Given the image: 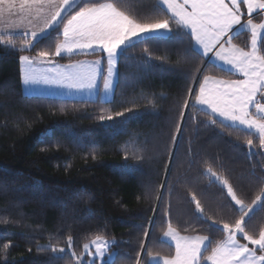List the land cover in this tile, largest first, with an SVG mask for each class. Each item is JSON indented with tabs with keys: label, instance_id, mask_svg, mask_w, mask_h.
<instances>
[{
	"label": "trees",
	"instance_id": "1",
	"mask_svg": "<svg viewBox=\"0 0 264 264\" xmlns=\"http://www.w3.org/2000/svg\"><path fill=\"white\" fill-rule=\"evenodd\" d=\"M89 2L79 0L65 15ZM99 2L115 3L141 22L171 16L159 0ZM60 25L37 39L35 49L25 48L29 36L0 37V264H76L85 243L98 237L114 240L115 256L95 264H163L151 257L174 256L175 247L164 239L169 226L182 235L209 236L212 246L223 242L227 234L212 221L231 222L237 211L208 169L232 184L238 198H254L264 192V148L259 134L228 122L213 125L209 112L192 103L188 89L198 91L196 69L203 61L187 31L172 20L168 35L127 44L111 101L26 95L19 57L54 49ZM233 41L249 48L250 34L241 31ZM206 62L215 66L208 75L239 78ZM116 112L125 115L99 119ZM193 194L211 220L197 212ZM261 228L264 205L249 217L252 233L258 236ZM69 236L73 252L57 254L47 246L68 247Z\"/></svg>",
	"mask_w": 264,
	"mask_h": 264
},
{
	"label": "snow or ice",
	"instance_id": "2",
	"mask_svg": "<svg viewBox=\"0 0 264 264\" xmlns=\"http://www.w3.org/2000/svg\"><path fill=\"white\" fill-rule=\"evenodd\" d=\"M16 2L17 0H0V15L5 11L10 16L16 15ZM162 3L171 13L168 19L141 22L111 2L92 0L78 10L65 15L71 0H20V12L28 6L30 14H32L31 9L34 8L37 19L44 16L43 24L38 31H25L26 37L30 35V39L25 41L26 49H35L34 42L37 38L57 22H61V31L57 37L61 42L56 43L54 49L19 57L22 65V83L25 86H47L76 92H91L98 86V79H104V89L108 91L111 88L110 78L114 74L118 49L141 34L170 30V21L175 20L178 26L188 30L190 44L194 41L202 50L203 62L196 69L202 80L198 81V91L188 89V94L194 96L192 103L209 110V114L206 115L213 125L224 128L226 127L224 122H230L258 133L259 146L264 148V103L256 99L258 92L264 98V50H262L264 46L260 45L261 33L257 30L264 29V24H254L251 19V15L257 10L264 12V0H180V2L162 0ZM245 15L249 18L242 23V17ZM237 26L251 29L250 48L240 47L232 42V33ZM97 50L106 54L107 78L103 76L100 59L68 64H60L56 59L58 57L63 59L65 56L70 58L81 53L95 54ZM208 58H215L219 63L230 66L239 74V78L216 79L208 75L207 72L215 68L206 62ZM192 79L196 78L192 77ZM189 106V101L185 100L184 107ZM252 108H255V112L251 111ZM124 115V112H116L115 117L102 115L99 119L112 121ZM179 115L183 120L184 111H180ZM180 131L181 126L177 122L176 132ZM247 144L251 147L253 140L249 138ZM208 171L217 180L221 179L212 172L211 168ZM222 183L237 211V218L231 222L221 224L218 220L212 221L227 234L226 240L212 246L209 236L189 238L179 235L169 226L164 236L170 237L175 242V255L164 258L163 264H264V228L259 230L258 236L249 229V217L255 212L256 207L264 205V192L254 198H251V194L238 198L232 184L227 180H223ZM160 199H163V194ZM245 199H250V203H245ZM191 200L195 203L197 212L211 220L195 194L191 196ZM169 215L170 212L165 211L164 216ZM143 235L147 238L148 231L146 230ZM241 240L244 242L242 243ZM94 243L96 249L92 254L94 256L92 264H95V258L104 257V247L107 244L102 239H97ZM68 244L71 247V236L68 237ZM90 247L89 244H85V251L87 252ZM141 248L147 252L145 243L141 244ZM52 251L55 252L56 249L53 248ZM60 251L63 252L64 249ZM209 251L210 254L206 255Z\"/></svg>",
	"mask_w": 264,
	"mask_h": 264
},
{
	"label": "crops",
	"instance_id": "3",
	"mask_svg": "<svg viewBox=\"0 0 264 264\" xmlns=\"http://www.w3.org/2000/svg\"><path fill=\"white\" fill-rule=\"evenodd\" d=\"M78 2H79V0H71V4H70V6L68 8V11H70ZM159 2H160V4L163 7H165L167 9V6L162 3V0H159ZM177 2H180V0H177ZM19 8H20V0H17V2H16V13L17 14L16 15H11L10 16L6 11L4 12L3 15H0V37L2 35H18V34L24 35L26 30H28L29 32L31 30H37L38 31L39 27L42 26L43 20H44V16H41L40 18L37 19L35 17V15H34V11H35L34 8L31 9V13L32 14H30L28 6H26V8H25V10L23 12H20ZM244 11L246 12V7H245ZM248 18L249 17H247V15L242 17V23L246 22V20ZM251 19H252L254 24H264V12H262L260 10H257V12H254L251 15ZM59 23L60 22H57L56 25H54L53 27L48 29L45 33L41 34L37 39H39V38L43 37L44 35H46L49 31H51ZM169 29H170V27H169ZM184 30H186V29H184ZM257 30H258V32L261 33V36H260V43H261L262 37L264 35V29H257ZM186 31L188 32V30H186ZM241 31L249 32L250 38H251V29L250 28L237 26L233 30V33H232V42L234 44H236V43L233 41V36H235L237 33L241 32ZM170 32H171V29L170 30H158V31L152 32V33L141 34L138 38H133L131 41L126 42L125 45H122L120 47V49H118V55H117L116 66H115V69H114V74L110 78V80H111V88L108 91H105V89H104V79H98V82H97L98 86L95 89L91 90V92H88V91L76 92V91H69L68 89H63V88H55V87H51L50 88V87H47V86H41V87H36V86H31V85L25 86L22 83L23 92L26 95H29V96H38L39 95V96L59 97V96H57V94H59V95H61L62 98H69V99H76V100H89V101L100 100V101H103V102L111 101L114 98V95H115V90H116V85H117V77H118L119 54L122 51V49L127 44H129V43H131V42H133V41H135V40H137L139 38H142V37H145V36H153V35L164 36V35H168ZM29 37H30V35H29ZM193 44H194V48L196 49V51L201 53L202 50L200 49V47L197 46L194 41H193ZM249 48H250V46H249ZM97 51H99V50H97ZM28 55L32 56L30 54H28ZM97 59L101 60L102 73H103V76L107 78L108 77V64H107L106 54H104V53L102 55H99V56H96V57H84V58H81L79 60H75V61H72V62H77V61L92 62V61H95ZM207 61H211V62L217 64L218 66H220V67H222V68H224V69H226V70H228V71H230L232 73H235L234 70L230 66H226V65H224L222 63H219L215 58H208ZM58 62L60 64H68V63H70V62H61V61H58ZM20 66L22 68L21 63H20ZM235 74L239 76L238 73H235ZM213 77L216 78V79H223V78H219V77H215V76H213ZM52 93H56V94H52ZM54 95H56V96H54ZM256 99L259 102L264 103V98H262L261 93H259V92L257 93ZM198 106L209 112V110L206 107L200 106V105H198ZM251 111L255 112V108H252ZM228 123H230V122H228ZM233 125L244 128L243 126L238 125V124H233ZM251 131H253V130H251ZM179 235L186 236V237H189V238H193V237H196V236H202V235H182L180 233H179ZM164 239L175 247V242L170 237H165L164 236ZM241 242L243 243L244 241L241 240ZM257 254L259 255V252ZM171 257L154 255V256L151 257V261L152 262L163 263L164 258H171Z\"/></svg>",
	"mask_w": 264,
	"mask_h": 264
},
{
	"label": "rangeland",
	"instance_id": "4",
	"mask_svg": "<svg viewBox=\"0 0 264 264\" xmlns=\"http://www.w3.org/2000/svg\"><path fill=\"white\" fill-rule=\"evenodd\" d=\"M22 55H28V54H22ZM199 88V87H198ZM52 94H56V93H52ZM54 96H56V95H54ZM57 96H59V97H61V95H59V94H57ZM216 176H218V175H216ZM219 177V176H218ZM213 179H215V180H217L215 177H213ZM220 184H222L223 185V183H222V179H220V180H217ZM224 186V185H223ZM225 187V186H224ZM226 188V187H225ZM97 239H102V240H104V241H106L107 242V244H106V246L104 247V251H105V255H104V257L103 258H95V259H98L99 260V262L100 263H103L105 260H111V259H113V257L115 256V251L114 250H112L111 249V247H112V245H113V243H114V240L113 239H108V238H105V237H98V238H96V239H93V240H91V241H89V242H87V243H85V244H89L91 247L87 250V252L85 251V249H84V255L85 256H88V260H87V258L85 257V256H82V257H77V260H76V264H81V261L83 262V264H85V262H89V263H92V261H93V259H94V256L92 255V254H94L95 253V249H96V245H95V241L97 240ZM47 246H49V247H52V248H55L56 249V251H55V253H57V254H64L66 251H69V252H73V249H72V246L71 247H54V246H52V245H50V244H47ZM60 249H64V251L63 252H61L60 251ZM91 253V254H90ZM75 257H76V255H75Z\"/></svg>",
	"mask_w": 264,
	"mask_h": 264
}]
</instances>
